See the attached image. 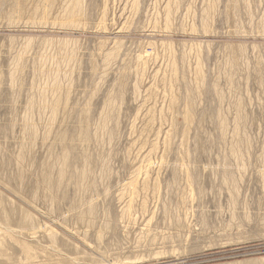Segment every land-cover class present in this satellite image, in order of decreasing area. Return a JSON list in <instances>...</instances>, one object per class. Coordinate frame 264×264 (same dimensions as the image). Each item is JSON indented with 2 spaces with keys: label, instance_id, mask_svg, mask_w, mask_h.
I'll list each match as a JSON object with an SVG mask.
<instances>
[{
  "label": "rangeland",
  "instance_id": "rangeland-1",
  "mask_svg": "<svg viewBox=\"0 0 264 264\" xmlns=\"http://www.w3.org/2000/svg\"><path fill=\"white\" fill-rule=\"evenodd\" d=\"M241 262H264V0H0V264Z\"/></svg>",
  "mask_w": 264,
  "mask_h": 264
},
{
  "label": "bare ground",
  "instance_id": "bare-ground-1",
  "mask_svg": "<svg viewBox=\"0 0 264 264\" xmlns=\"http://www.w3.org/2000/svg\"><path fill=\"white\" fill-rule=\"evenodd\" d=\"M68 15V13L66 14V16ZM170 15V12L168 11V13H167V19L170 17L169 16ZM74 20H76V17H74V16H72V15H69V17H68V20H67V22H73ZM206 28V27H205ZM149 45V44H148ZM151 46V45H150ZM55 88V87H54ZM56 88H58V87H56ZM54 104H53V111H54V113L53 114H55V113H57V108H58V104H59V102H58V100L57 101H55V102H53ZM239 109V108H238ZM51 110H52V108H51ZM53 111H51V112H53ZM54 116V115H53ZM242 120V119H241ZM25 123H27V122H25ZM30 124V123H29ZM28 124V125H29ZM52 126V125H51ZM30 127V126H29ZM35 127V126H34ZM48 128V127H47ZM36 129V128H35ZM31 133V132H30ZM237 134V133H236ZM34 137V136H33ZM32 138V137H31ZM237 138V137H236ZM25 142V141H24ZM30 145V144H29ZM236 145H238V144H236ZM234 147V146H233ZM232 147V148H233ZM238 148V147H237ZM234 149H236V148H234ZM236 151V150H235ZM235 151H233V152H235ZM65 152V151H64ZM151 152V151H150ZM237 152V151H236ZM22 153H23V151H22ZM234 154H236V153H234ZM66 155V154H65ZM65 155H64V159L61 161V162H63V166H62V169H61V171H60V176H59V178L61 179V180H63V178L65 177V175H66V164H64V162L66 163V161H65V159H66V157H65ZM23 156V155H22ZM68 157V156H67ZM28 158V157H27ZM236 158V157H235ZM30 159V158H29ZM35 159V158H34ZM235 160H237V159H235ZM32 161V160H31ZM17 164H19V163H17ZM21 164V163H20ZM67 168H69V167H67ZM22 172V171H21ZM43 172H44V170H43ZM48 172V171H47ZM84 173V172H83ZM24 174V173H23ZM90 174V173H89ZM84 175H86V174H83V176L82 177H84ZM132 175V174H131ZM137 177V176H136ZM226 177V176H225ZM50 178V177H49ZM59 179V180H60ZM89 179V178H88ZM23 180V179H22ZM51 180V179H50ZM50 180L48 179V176H47V178L45 179V183H46V181L48 182H50ZM61 180H60V182H61ZM87 180V179H86ZM88 181V180H87ZM51 182H52V180H51ZM59 182V183H60ZM89 182V181H88ZM93 182V184H95L94 183V180L92 181ZM225 182V181H224ZM227 182V181H226ZM149 183V182H148ZM48 184V183H47ZM91 184V183H90ZM48 185H50V184H48ZM89 185V184H88ZM132 185V184H131ZM233 185H235V184H233ZM87 186V185H86ZM86 186L83 184V189H82V191L83 190H85L86 189ZM151 186V185H150ZM169 186V185H168ZM94 188V187H93ZM126 188H127V186H126ZM125 188V189H126ZM136 188V187H135ZM134 188V189H135ZM88 190V189H87ZM86 190V191H87ZM136 190V189H135ZM90 191V190H89ZM88 191V192H89ZM93 191V190H92ZM127 191V190H126ZM138 191V190H137ZM154 191H155V188H154ZM157 191H158V189H157ZM87 192V193H88ZM94 192V191H93ZM92 193V192H91ZM84 194H85V192H84ZM134 194V193H133ZM236 194V193H235ZM135 195V194H134ZM34 196V195H33ZM134 198H136L135 196H133ZM155 197V196H154ZM84 200H85V198H84ZM93 200V199H92ZM91 200V202H89V205H88V207H87V209L83 212V214L84 215H86V214H88V215H91V214H93L94 213V204H93V202L94 201H92ZM135 200V199H134ZM129 202H131V200L129 201ZM134 202V201H133ZM132 203V202H131ZM131 203H130V205H131ZM87 204H88V202L86 203V205L85 206H87ZM133 204H135V203H133ZM84 206V205H83ZM129 206V205H128ZM128 206H127V208L126 209H128ZM132 206V205H131ZM131 206H129L130 207V209H128L127 210V213H126V216L129 214V211L131 210ZM82 208H84V207H82ZM81 210H83V209H81ZM124 212H126V210L124 211ZM123 212V214H125ZM29 214H31V213H29ZM81 214H82V211H81ZM95 214V213H94ZM26 215H27V213H26ZM32 215V214H31ZM168 215V214H167ZM27 219H28V222L29 223H31L32 225L34 224L33 222V220L32 219H34V218H32L31 216H29L28 215V217H26ZM36 218H37V216H36ZM84 218V217H83ZM89 220V219H88ZM27 221V220H26ZM36 222V221H35ZM38 222H40V221H38ZM150 222V221H149ZM27 223V222H26ZM30 224V225H31ZM37 224V223H36ZM31 225V226H32ZM34 226H35V224H34ZM33 230H34V228H32ZM34 234V233H33ZM139 237V236H138ZM152 241H154V240H152ZM145 244V243H144ZM163 254V253H162ZM242 263V262H241ZM185 264V263H184ZM230 264H235V263H230ZM238 264V263H237ZM243 264V263H242ZM245 264H258V263H255V262H246ZM259 264H264V262H260Z\"/></svg>",
  "mask_w": 264,
  "mask_h": 264
}]
</instances>
